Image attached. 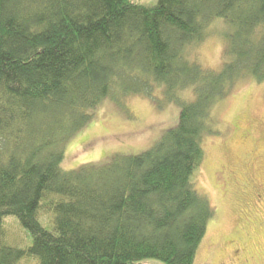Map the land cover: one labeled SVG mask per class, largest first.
<instances>
[{"label": "trees", "instance_id": "1", "mask_svg": "<svg viewBox=\"0 0 264 264\" xmlns=\"http://www.w3.org/2000/svg\"><path fill=\"white\" fill-rule=\"evenodd\" d=\"M213 34L218 71L190 55ZM246 76L264 86V0H0V264H193L215 214L193 187L201 141ZM155 89L179 112L150 148L60 169L102 102ZM10 217L25 247L5 244Z\"/></svg>", "mask_w": 264, "mask_h": 264}, {"label": "rangeland", "instance_id": "2", "mask_svg": "<svg viewBox=\"0 0 264 264\" xmlns=\"http://www.w3.org/2000/svg\"><path fill=\"white\" fill-rule=\"evenodd\" d=\"M214 27L226 28L222 23ZM225 46L213 34L190 55L203 68L218 71ZM177 95L183 102L194 98L191 87ZM178 112L161 89H155L153 97L127 96L120 104L105 100L64 145L60 169L99 164L113 154L140 153L175 125ZM212 118L216 133L202 138L203 160L193 175V187L215 214L193 264H264V86L251 77L239 78L227 97L215 104ZM43 219L49 222L51 215L44 213ZM4 230L6 245H27L28 234L13 217L5 220ZM140 264L162 263L146 259Z\"/></svg>", "mask_w": 264, "mask_h": 264}, {"label": "flooded vegetation", "instance_id": "3", "mask_svg": "<svg viewBox=\"0 0 264 264\" xmlns=\"http://www.w3.org/2000/svg\"><path fill=\"white\" fill-rule=\"evenodd\" d=\"M259 197V196H258Z\"/></svg>", "mask_w": 264, "mask_h": 264}]
</instances>
